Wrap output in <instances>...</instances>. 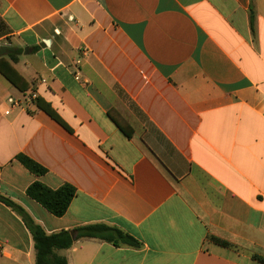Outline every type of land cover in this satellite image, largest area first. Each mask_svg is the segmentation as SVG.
<instances>
[{"label": "crops", "instance_id": "0c3cea01", "mask_svg": "<svg viewBox=\"0 0 264 264\" xmlns=\"http://www.w3.org/2000/svg\"><path fill=\"white\" fill-rule=\"evenodd\" d=\"M1 58L31 86L0 75V195L48 235L104 225L140 244L82 238L56 255L261 264L264 0H0ZM35 182L75 188L65 216L27 196ZM35 256L22 218L0 202V264Z\"/></svg>", "mask_w": 264, "mask_h": 264}, {"label": "trees", "instance_id": "16d2710c", "mask_svg": "<svg viewBox=\"0 0 264 264\" xmlns=\"http://www.w3.org/2000/svg\"><path fill=\"white\" fill-rule=\"evenodd\" d=\"M8 56L10 57V55ZM0 75L20 92L30 89L31 85L18 74L10 62L3 58L0 59ZM35 104L38 110L45 112L58 124L67 130H70L49 104L45 103L40 98L37 99ZM116 121L118 123V120ZM17 160L37 177H42L47 174L45 168L41 167L26 156L20 155L17 157ZM26 193L30 199L38 203L46 211L57 218L65 216L76 196L75 188L70 185L65 184L58 190H52L40 182L33 183L27 189ZM0 202L17 213L31 233L36 251L35 264H68L66 258L56 255V251L68 250L73 246L75 240L82 238L100 239L117 247L121 245L134 248L140 247V244L135 239L126 235L119 229L104 225L78 228L74 230L73 233L69 231H61L56 234L48 235L41 226L35 223L23 208L1 195ZM72 234H75V239H73ZM213 240L221 246L232 248L230 244L224 241L218 239ZM252 259L264 264V258L254 255L252 256Z\"/></svg>", "mask_w": 264, "mask_h": 264}, {"label": "built area", "instance_id": "2783aa9c", "mask_svg": "<svg viewBox=\"0 0 264 264\" xmlns=\"http://www.w3.org/2000/svg\"><path fill=\"white\" fill-rule=\"evenodd\" d=\"M37 99H38V97H36V95H34V94H30V99H29V100H30L31 102L36 103ZM9 102H10V104H11L12 106H20V103H17V102H15V101H13V100H10Z\"/></svg>", "mask_w": 264, "mask_h": 264}, {"label": "water", "instance_id": "95a60500", "mask_svg": "<svg viewBox=\"0 0 264 264\" xmlns=\"http://www.w3.org/2000/svg\"><path fill=\"white\" fill-rule=\"evenodd\" d=\"M72 237H73V239H75L76 238L75 234H72Z\"/></svg>", "mask_w": 264, "mask_h": 264}]
</instances>
